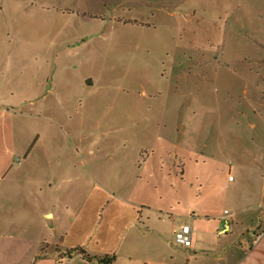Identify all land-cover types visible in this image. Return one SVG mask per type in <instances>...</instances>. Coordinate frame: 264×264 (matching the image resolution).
Instances as JSON below:
<instances>
[{
  "label": "rangeland",
  "instance_id": "rangeland-1",
  "mask_svg": "<svg viewBox=\"0 0 264 264\" xmlns=\"http://www.w3.org/2000/svg\"><path fill=\"white\" fill-rule=\"evenodd\" d=\"M65 57L75 88L87 84L90 92L115 97L103 102L110 106L107 113H97L102 121L96 113L76 114L72 132L57 130L37 111V83L63 71L57 59ZM2 75L13 84L24 76L33 84L7 90L3 80L2 130L27 135L35 148L45 135L54 136L73 164L71 174L93 189V227L99 233L104 206L119 194L121 177L109 168L123 147L112 138L126 136L122 151L141 156L154 136L171 140L165 166L157 172L164 181L170 179L166 169L174 172L180 162H187L192 182L218 169L226 180L234 176V160L246 153L250 137L256 151L264 146V112L259 128L248 126L254 114L249 109L264 111V0H0ZM90 75L92 86L79 84ZM112 122L124 130L100 131ZM99 132L103 136L95 137ZM185 147L189 162L174 163L173 153ZM101 184L111 191L100 192ZM164 221L166 234H172L174 223Z\"/></svg>",
  "mask_w": 264,
  "mask_h": 264
},
{
  "label": "crops",
  "instance_id": "crops-1",
  "mask_svg": "<svg viewBox=\"0 0 264 264\" xmlns=\"http://www.w3.org/2000/svg\"><path fill=\"white\" fill-rule=\"evenodd\" d=\"M61 63L63 71L35 85L41 92L39 117L57 130L64 127L71 132L78 113H96V119L102 121L104 115L97 113L109 111L110 106L103 102L110 95L114 99V94L90 92L87 84L78 90L76 76L67 67L70 58L57 59V64ZM0 79L1 91L18 84L33 88L25 76L17 84L5 75ZM83 81L92 86V75L79 84ZM249 112L254 114L248 126L255 130L264 111L251 108ZM5 123L0 122V264H103L97 260L103 256H113L108 264H264V146L256 151L253 138L246 141V153L234 160V176L225 180V172L218 169L196 175L193 182L187 162H180L174 172L166 169L168 181L158 175L168 159L171 140L154 136L150 151L141 156L140 152L122 151L129 140L126 136L112 138L123 147L110 158L109 168L121 177L116 187L119 194L113 193L103 205L105 217L99 224L103 230L98 233L93 227V189L87 190L83 181L71 174L73 164L59 150L54 136L45 135L33 149L27 135L3 131ZM109 126L112 132L124 130L112 122L100 131L107 133ZM99 133L95 137L104 132ZM157 147L162 151L155 152ZM188 150L174 152V163L178 159L189 162ZM105 172L109 173L108 169ZM133 173L135 178H129ZM97 187L102 193L111 191L105 184ZM164 218L174 223L172 234H166ZM224 222L228 229L219 233ZM181 224L192 229L187 248L173 241ZM259 233L263 234L255 242L254 235ZM77 247L92 258L65 254Z\"/></svg>",
  "mask_w": 264,
  "mask_h": 264
},
{
  "label": "built area",
  "instance_id": "built-area-1",
  "mask_svg": "<svg viewBox=\"0 0 264 264\" xmlns=\"http://www.w3.org/2000/svg\"><path fill=\"white\" fill-rule=\"evenodd\" d=\"M18 160V159H17ZM231 179V177H229ZM225 214H227V211H224ZM228 229V224L224 222L219 230V233H224ZM191 233L192 229L188 224H181L177 230L173 233V241L176 245L180 247H189L191 245ZM263 233H259L257 235H254V241H258V239L261 237Z\"/></svg>",
  "mask_w": 264,
  "mask_h": 264
},
{
  "label": "trees",
  "instance_id": "trees-1",
  "mask_svg": "<svg viewBox=\"0 0 264 264\" xmlns=\"http://www.w3.org/2000/svg\"><path fill=\"white\" fill-rule=\"evenodd\" d=\"M74 253H78L80 255H82L84 258H87V259H91L92 257L89 256L82 248L80 247H77V248H72V249H68L65 251V254L67 256H70ZM97 260L100 262V263H103V264H108L110 263L112 260H113V256H103V257H97Z\"/></svg>",
  "mask_w": 264,
  "mask_h": 264
}]
</instances>
